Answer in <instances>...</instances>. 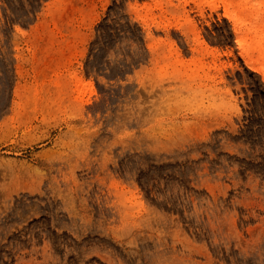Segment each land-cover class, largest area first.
Here are the masks:
<instances>
[{
	"label": "rangeland",
	"instance_id": "1",
	"mask_svg": "<svg viewBox=\"0 0 264 264\" xmlns=\"http://www.w3.org/2000/svg\"><path fill=\"white\" fill-rule=\"evenodd\" d=\"M208 1L0 0V264H264V41Z\"/></svg>",
	"mask_w": 264,
	"mask_h": 264
},
{
	"label": "bare ground",
	"instance_id": "2",
	"mask_svg": "<svg viewBox=\"0 0 264 264\" xmlns=\"http://www.w3.org/2000/svg\"><path fill=\"white\" fill-rule=\"evenodd\" d=\"M218 1H222V0H218ZM208 3L209 5H211L213 9H215L218 6L217 0H209ZM223 4L225 5V8H227L228 10V11L226 10L227 12L231 10V7L234 8L235 10L233 11V13H231V15L233 14L232 16L235 20V31L237 33L239 42L243 41L242 27L247 25H251L252 27L251 29L254 30L257 36L259 35L260 37L258 40L259 42L264 41V27H263L264 15L260 14L264 12V0H223ZM245 14H250L253 16L254 19L252 20V22H248L249 19H247ZM255 23H262V24L259 25ZM242 54L246 56L247 50L243 49ZM249 64L253 69L259 71V69H257V67L252 62H249Z\"/></svg>",
	"mask_w": 264,
	"mask_h": 264
}]
</instances>
